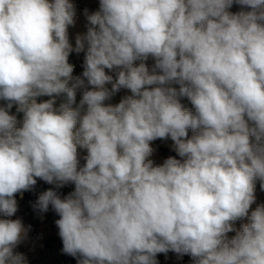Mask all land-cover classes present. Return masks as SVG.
I'll list each match as a JSON object with an SVG mask.
<instances>
[{"label":"clouds","instance_id":"obj_1","mask_svg":"<svg viewBox=\"0 0 264 264\" xmlns=\"http://www.w3.org/2000/svg\"><path fill=\"white\" fill-rule=\"evenodd\" d=\"M234 3L250 11L232 13ZM75 16L70 0H0V215L14 216L37 178L71 183L34 208L51 205L77 264H158L170 251L264 264V205L248 215L257 181L264 190V0H100L73 47ZM72 52L84 53L92 90L73 77ZM121 88L132 95L105 105ZM169 137L183 159L155 164L152 142ZM27 231L0 219V264H27L14 251Z\"/></svg>","mask_w":264,"mask_h":264},{"label":"rangeland","instance_id":"obj_2","mask_svg":"<svg viewBox=\"0 0 264 264\" xmlns=\"http://www.w3.org/2000/svg\"><path fill=\"white\" fill-rule=\"evenodd\" d=\"M71 3L74 4L75 6V11H76V16H75V24L74 26H69L68 28V35H69V41L72 44L73 47H75V39L76 36L79 35H84L87 32V27H88V21L85 16V10L89 14L99 10V3L100 0H70ZM232 13H239L241 11H250V9L247 6H241L238 4H233L230 9H228ZM68 62L74 66V71L72 73L73 77H81L82 76L84 69V53H76L72 52L69 55ZM141 61H136L134 64L136 66L139 65ZM146 65L148 66L149 70L151 71L153 65H154V60L149 57L147 61H145ZM106 73L109 75H112L113 78L115 79L116 73L114 71H110L108 69H105ZM86 79V78H85ZM86 87L88 90L92 89L91 85L86 84ZM105 87H107L109 90H111V84H106ZM173 87H176L177 89L179 88V85H173ZM132 93L129 89L127 88H121L118 92H116L110 99L106 100L104 103L105 105H112L115 106L121 102L122 99H125L128 96H131ZM80 93L76 94V104H79V101L81 99ZM59 104L61 105L62 103L66 102V97L64 94H61L59 96ZM181 104L184 106V108L195 111L193 105L191 102L186 98H180ZM6 101L0 100V107L6 106ZM59 105V106H60ZM58 106V108H59ZM76 105H73L75 107ZM17 106L14 105L12 109L10 110V114L16 115L18 122H21V118L23 113L22 112H17L16 110ZM20 126V124H18ZM79 127V124H77V128ZM193 135L192 131L189 130V135L188 138H191ZM159 142L161 145L159 146ZM158 145V146H157ZM152 147L156 150L154 154L149 157L154 161L155 164H162L163 161H160V157L163 152L162 149H169L173 154L178 155L176 151L174 150V142L171 140V138L167 139H157L152 142ZM160 147V149H159ZM80 156H81V165L85 163V161L82 159L83 156L87 155V151L85 149H78ZM174 157L173 155H171ZM176 158V157H175ZM166 159V158H164ZM163 159V160H164ZM178 159V158H176ZM181 158L180 160H182ZM17 198V197H15ZM17 200V199H16ZM18 204V200H17ZM51 205L49 206V209L46 213H40L37 210L32 211L31 215L26 219L28 222V225H25V222L21 220L20 213L15 215L13 217H4L3 215H0V219H20L22 223L24 224L25 228L28 229L27 231V237L14 249L15 252L18 253H24L23 255L26 257L27 264H61V259L62 256L59 253V251L63 248L62 240L59 236H56L52 238L53 244L51 246V249H54L53 251H46L44 254L41 253H35L31 254L28 253L29 249L34 248L37 246V240L33 236V234L30 232V229L35 227H45V223L47 222V219L50 218L49 213L51 212ZM57 227V226H56ZM55 230L58 231V228H55ZM61 252V251H60ZM45 255V257H44ZM156 259L158 261V264H181V257L180 255L174 253V252H168L167 254H157ZM75 264H77V261H75ZM188 264H195V262L188 261Z\"/></svg>","mask_w":264,"mask_h":264},{"label":"built area","instance_id":"obj_3","mask_svg":"<svg viewBox=\"0 0 264 264\" xmlns=\"http://www.w3.org/2000/svg\"><path fill=\"white\" fill-rule=\"evenodd\" d=\"M74 184H68L65 185L61 188H56L55 185L53 184H48L43 180H40L37 178V183L36 185L29 191H25L22 194H17V200H18V210L17 214L20 213V218L22 221L27 223V218L29 217V207L32 204V200L34 201V195H41L43 192L52 189V190H62V191H67V193H71L74 191ZM54 221L52 216L47 219V222L45 223V227H33L30 229V232L33 234L35 239L37 240V246L34 248L29 249L28 253L35 254V253H41L44 254L46 251L51 250V246L53 244L52 238L59 236L58 231L55 230V227L53 226ZM62 259H61V264H75V258L66 255L62 252H60ZM45 257V255H44Z\"/></svg>","mask_w":264,"mask_h":264},{"label":"crops","instance_id":"obj_4","mask_svg":"<svg viewBox=\"0 0 264 264\" xmlns=\"http://www.w3.org/2000/svg\"><path fill=\"white\" fill-rule=\"evenodd\" d=\"M84 79L85 81V85L87 84V79L85 78H82ZM93 87V86H92ZM92 90V89H91ZM82 92H83V89H80L77 91V94L80 93V95H82ZM49 99H52V97H48V96H41V97H38L37 98V102H44V101H47ZM59 96L55 98V104H54V107L58 108V106L60 105L59 103ZM22 119H23V115H22V118H21V123H22ZM159 145H161V143L159 142ZM160 149V147H159ZM165 149V148H164ZM164 149H160L162 150L163 154L160 157V161H163L164 158H168L169 156L171 155H167V153H165L163 150ZM166 150H169V149H166ZM170 151V150H169ZM171 152V151H170ZM255 196H256V201L255 203H253L251 206H250V209H249V213L248 215L250 216L251 214V211H254L256 209L257 206L259 205H264V190H261V187H260V181H257L256 182V186H255ZM13 217V216H12ZM248 217H244L243 219L241 220H237L233 227L236 229V230H240L242 225L248 223ZM25 225H27V223H25ZM236 233L235 232H231V233H228L229 237L231 236H234ZM54 249H51L50 251H53ZM61 251V250H60ZM59 251V253H60ZM24 254V253H22ZM182 258V256H180ZM77 261V260H75Z\"/></svg>","mask_w":264,"mask_h":264},{"label":"trees","instance_id":"obj_5","mask_svg":"<svg viewBox=\"0 0 264 264\" xmlns=\"http://www.w3.org/2000/svg\"><path fill=\"white\" fill-rule=\"evenodd\" d=\"M158 146V145H157ZM160 146V145H159ZM162 149V148H161ZM165 153H167V155H173L174 157H176V158H178V159H181V157H179L178 155H175V154H173L172 152H170L169 150H166V149H164L163 150ZM54 191H56L57 192V194L63 199L64 197H66L69 193H67V191H62V190H54ZM16 196H17V194H16ZM15 196V197H16ZM38 198H39V195H37V194H35L34 195V201L32 200V204L30 205V207H29V215H31V212L33 211H36L35 210V208H34V206L36 205V202H37V200H38ZM49 216H52V218H53V221H54V224H53V226L55 227V228H57L56 227V224H55V221L57 220V219H59V216L55 213V211L53 210V209H51V212L49 213ZM59 231V230H58ZM51 249V248H50ZM76 260H77V258H75ZM188 261H192V262H194V260H193V258L189 255V254H184L183 256H182V258H181V264H188Z\"/></svg>","mask_w":264,"mask_h":264}]
</instances>
